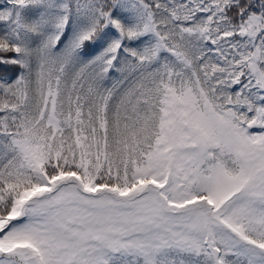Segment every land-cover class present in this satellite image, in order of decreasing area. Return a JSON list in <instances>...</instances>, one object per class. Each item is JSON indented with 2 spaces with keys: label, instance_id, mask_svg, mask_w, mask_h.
Returning a JSON list of instances; mask_svg holds the SVG:
<instances>
[{
  "label": "snow or ice",
  "instance_id": "6c2138e0",
  "mask_svg": "<svg viewBox=\"0 0 264 264\" xmlns=\"http://www.w3.org/2000/svg\"><path fill=\"white\" fill-rule=\"evenodd\" d=\"M0 264H264V0H0Z\"/></svg>",
  "mask_w": 264,
  "mask_h": 264
},
{
  "label": "trees",
  "instance_id": "16d2710c",
  "mask_svg": "<svg viewBox=\"0 0 264 264\" xmlns=\"http://www.w3.org/2000/svg\"><path fill=\"white\" fill-rule=\"evenodd\" d=\"M109 86H110V82H109Z\"/></svg>",
  "mask_w": 264,
  "mask_h": 264
}]
</instances>
